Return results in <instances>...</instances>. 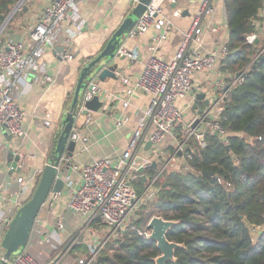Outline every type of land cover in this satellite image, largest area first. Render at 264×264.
Instances as JSON below:
<instances>
[{"label": "built area", "instance_id": "2783aa9c", "mask_svg": "<svg viewBox=\"0 0 264 264\" xmlns=\"http://www.w3.org/2000/svg\"><path fill=\"white\" fill-rule=\"evenodd\" d=\"M179 1L181 0H151L128 35V37H140L150 26L159 30V34L149 45L150 57L146 61L143 71L126 90L125 106L129 105V98L137 92H145L151 96L148 108L140 114L139 127L134 131L128 148L116 161L102 158L85 165L81 172V183L78 186L70 185L68 188L70 197L68 208L74 215L81 216L85 220L84 229L94 223L104 224L107 228V238L100 241L99 248L93 250L88 258L83 259L82 253H79L81 255L71 262L70 248L63 254L60 251L50 252L46 255L43 252L32 254L29 250L32 247L30 240L28 246L20 254L13 255L8 260V264H99L98 258L103 254L102 250L107 243L113 238L123 237L133 223L139 208L149 200H153L158 194L160 171H164L168 165L159 167L158 173L152 178H148L145 174L147 185L142 192L137 189L136 181L141 176V168L145 170L152 165L153 161H160L164 153L163 144L168 137L175 140V155L182 153L185 156L187 160L185 168L189 167L188 159L192 158V154L188 151L192 141L204 145L207 132L220 136L225 143L228 141L229 132L223 126L225 119L224 102L227 92L214 99L216 101L211 106L198 113L197 117L190 122L185 121L183 111L176 106L177 99L189 95L194 90L193 77L196 73L213 70L230 53L226 44L207 52H201L196 48V45L201 44L200 40L205 32L206 18L215 11L214 0H201L191 25L184 32L173 58L166 60L159 55V45L168 38L174 28L172 19L164 15V7L169 3L176 5ZM133 2L137 4L138 0H133ZM79 4L80 0H48L28 34V42L9 34L1 41L0 131L4 130L6 135L18 138L25 136V113L18 103V97L23 92L28 76H31L35 82L43 84L54 81L50 75L41 74L44 66L41 59L47 48L57 47L61 42L69 45L75 34L83 29L86 21L80 14ZM23 5L24 3L20 9L23 8ZM182 13L181 8L175 6L173 16L179 17ZM65 22L75 26V29H66L64 27ZM6 26H1L0 34L5 32ZM212 30L216 31L217 29L212 28ZM257 37V32H252L247 39L253 43ZM261 54H264V49ZM63 55L66 59L72 58L70 51ZM118 55L135 61L139 58L140 52L138 48L130 50L121 45ZM245 71L247 72V70ZM237 81L235 78L231 87ZM123 82L128 83L129 79L123 78ZM95 95H100V86L93 78L88 82L87 88L80 97L76 119L83 115L85 103ZM198 118L203 125L199 131L191 127ZM89 121L90 117L87 115L85 122ZM45 124L50 126L51 120L47 119ZM178 125H182L184 128L182 140H178L176 137ZM147 126L151 127L148 139L152 143V152L151 157L141 161L139 156H135V151L145 140ZM71 139L86 140V137L81 133L80 126L76 124L73 126ZM2 148L4 146L0 142V149ZM15 153L21 157V161L18 163L21 170L26 167V158H28L27 160L35 158L33 154L24 156L21 152ZM65 158L66 155L63 156V161ZM219 181L223 182V179L219 178ZM17 182L22 185L27 183L24 177H19ZM1 185L4 186L5 183L2 182ZM60 194L51 193L46 203L49 202L52 206ZM49 211L52 216L54 211L52 208ZM40 215L41 212L36 223L41 221ZM53 224L57 230H65L66 228L63 218H55ZM8 226L9 223L7 229ZM132 230H137L145 237H149L151 234L150 229L148 230L150 232L143 233L141 228L132 226ZM78 238L79 236H76L73 239L70 243L71 246L77 242ZM45 243L50 244L51 240L46 238ZM3 256L4 252L2 253L0 250V260Z\"/></svg>", "mask_w": 264, "mask_h": 264}, {"label": "crops", "instance_id": "0c3cea01", "mask_svg": "<svg viewBox=\"0 0 264 264\" xmlns=\"http://www.w3.org/2000/svg\"><path fill=\"white\" fill-rule=\"evenodd\" d=\"M47 1L25 0L23 9L27 7L28 10H23L24 14L14 22V28L6 26L5 32L0 34V43L8 34L28 42V34ZM200 3L201 0H181L176 5L171 3L165 5L164 15L172 19L174 28L158 48L159 55L164 59L171 60L173 58ZM135 5L133 0H80V14L86 21L83 29L75 34L69 45L61 42L57 47L47 48L41 59L44 63L41 74L50 75L54 81L43 84L35 82L31 76L27 77L23 92L18 97V103L25 113L26 134L20 138L13 136L10 138V135H6L4 130L0 131V142L4 146L0 149V245L8 223L20 205L32 194L38 176L41 175L54 151L63 120L71 108L81 69L103 50L114 31ZM175 6L181 8L183 12L179 17L173 16ZM214 8V13L205 20V32L200 40L201 44L196 45V48L201 52L223 46L229 39L227 9L224 0H214ZM32 22L34 23L30 26ZM255 23L258 27L256 48L257 51L262 52L264 49V7ZM64 27L75 29V26L68 22H65ZM212 28L217 30L213 31ZM158 34L159 30L150 26L140 37H125L122 45L130 50L138 48L139 58L130 61L127 57L117 55L114 60L118 64L116 76L106 77L104 80L95 77L100 86L99 96L104 105L97 112L88 114L89 122H85L87 115H80L77 118L75 124L80 126L81 133L86 137V140H76L77 144L73 155H66L61 168L65 188L55 204L50 206V203L47 202L43 206L40 215L41 221L35 224L31 236V245L34 243L43 245L46 238L51 241H56L59 238V234L55 233V230H58L54 228L53 224L54 219L58 217L63 218L65 223L68 222L71 229H74L73 232L65 235L66 239L74 235L77 227L84 230L85 220L81 216L74 215L68 208L70 198L68 188L70 185L78 186L81 183V172L85 165L102 158L116 161L128 148L134 131L139 127L140 114L148 108L151 96L145 92H137L129 98V105L125 106L126 90L143 71L145 63L150 57L149 45ZM60 47H66L72 58L66 59L63 52H58L57 48ZM229 76L231 75L221 71L220 64L213 70L194 75V90L175 102L177 108L183 111L186 122L192 121L200 113V110H205L208 107L205 103L206 98L213 100L224 93V88L229 85L226 80ZM123 78L129 79V82H123ZM203 93L207 94L205 99H198L197 96ZM47 119L51 120L50 126L45 124ZM150 132L151 127L147 126L145 140L135 151V156H139L141 161L151 157V145L147 147ZM175 149V140L168 137L163 144L164 153L158 162V171L159 167L167 165L164 164L167 162H170L167 167L176 163H180L181 167L186 166L185 156L180 153L175 155ZM11 150L21 152L24 156L33 154L35 158L33 160L26 158V167L13 172L8 165V156ZM145 173V170L143 173L140 172L141 176L136 181L138 190L140 178L144 177ZM19 177H24L27 183L23 185L18 183ZM2 182L5 183L4 186L1 185ZM50 208L54 211L52 216ZM260 230L259 226L252 228V231L259 232ZM59 232L63 233L61 230ZM41 252L45 255L48 254L47 249H42Z\"/></svg>", "mask_w": 264, "mask_h": 264}, {"label": "trees", "instance_id": "16d2710c", "mask_svg": "<svg viewBox=\"0 0 264 264\" xmlns=\"http://www.w3.org/2000/svg\"><path fill=\"white\" fill-rule=\"evenodd\" d=\"M19 1L0 0V27ZM224 3L230 53L221 61L220 69L231 75L226 79L229 85L236 73L247 70L226 94L223 126L229 132L228 141L209 132L204 145L192 141L189 167L164 169L153 201L143 205L122 240H111L102 250L109 256L104 264H156L161 255L156 242L132 230V226L142 228L152 212L176 222L167 238L180 247L168 264H264V59L255 60L259 52L256 43L247 39L258 31L255 21L264 0ZM23 10L15 13L7 28H14ZM183 136L184 128L178 125L176 137L182 140ZM145 172L152 178L158 170L151 165ZM145 183L141 177L139 192ZM254 226L261 227L257 238L253 236Z\"/></svg>", "mask_w": 264, "mask_h": 264}, {"label": "water", "instance_id": "95a60500", "mask_svg": "<svg viewBox=\"0 0 264 264\" xmlns=\"http://www.w3.org/2000/svg\"><path fill=\"white\" fill-rule=\"evenodd\" d=\"M151 0H138V3L134 6L131 12L125 17L121 25L114 31L106 46L103 50L93 58L87 65L81 69L80 77L76 86V90L73 96L71 108L66 114L63 120L62 129L58 135L57 143L51 154L48 163L42 170V173L38 179L35 190L30 198L24 202L16 211L15 215L11 219L8 229L6 230L1 245L4 249V256L0 260V264H8V260L13 256L20 254L29 244L33 230L35 228L36 219L39 216L43 206L48 200L51 193H61L65 188V180L61 176V168L63 164V156H72L76 147V140L71 139L72 129L76 123V111L79 106L80 97L87 88L88 82L98 77L104 80L106 77H115L118 64L114 62L118 55V50L123 44L124 38L127 37L131 30L135 27L139 21L141 15L147 9ZM25 0H20L7 17L3 26L7 25L9 20L20 9ZM28 10L27 7L24 8ZM258 43V40L255 41ZM58 52L66 53L68 49L66 47L57 48ZM238 50H235L236 53ZM264 59V54L261 51L256 55L255 60ZM247 75L245 70L235 74L237 80H241ZM232 89L231 85H226L224 92H228ZM206 93L199 94L197 98L205 99ZM216 100L210 98L205 99L207 106H211ZM104 102L100 99L99 95H95L92 99L85 103V109L82 111L83 115H88L91 112H97L102 108ZM203 110H200V113ZM201 120L196 119L191 127L196 130L202 129ZM12 136L10 135V138ZM151 141L147 143V147L151 145ZM182 154V153H180ZM21 161V157L14 151H9L8 165L10 169L14 171H20L21 168L18 163ZM170 162H167L168 165ZM152 166L158 169V162L153 161ZM140 172H144L141 168ZM163 175V171H160V176ZM146 179V176H144ZM147 180V179H146ZM167 183L163 184L166 187ZM176 225L175 221L166 220L161 216H153L150 218L148 228L151 229L149 238L154 240L159 248L161 255L156 258V264H168L169 261L175 259V251L180 247V244L170 241L167 238L168 231ZM109 258L108 255L101 254L98 258L99 264H104Z\"/></svg>", "mask_w": 264, "mask_h": 264}, {"label": "rangeland", "instance_id": "374dc122", "mask_svg": "<svg viewBox=\"0 0 264 264\" xmlns=\"http://www.w3.org/2000/svg\"><path fill=\"white\" fill-rule=\"evenodd\" d=\"M33 23L34 22L30 23V26H32ZM164 164H166V163H164ZM174 167H181V165H180V163H176V164H173V165L169 166L168 169H172ZM151 201H153V200H149L148 202H151ZM148 202H146L145 204H147ZM142 208H143V205L139 208V210L137 212V215H136V217L134 218V220L132 222H134L140 216L139 214L143 210ZM152 209L155 211L154 206L151 207V210ZM144 211H147L146 207L144 208ZM152 213L155 214L154 212H152ZM152 213L149 214V216L146 217V219L144 220V223H143L142 228H141V230H143V233L150 232V231H148L149 230L148 229V224H149L150 218L153 217ZM74 218H75V221H76V217L75 216H74ZM71 222H73V221H71ZM83 227H85V226H83ZM83 227H82V229H83ZM77 228L78 229H75L77 231H75L74 235L69 236L66 239L65 235L69 234L70 232H73V230H74V229H71L70 224L68 222H66L65 230H61L63 233H60L59 230L58 231L55 230V233L59 234V236H58L59 238H57V236H56V238H57L56 241L55 240L51 241L50 244H47V243L44 244L45 241H43V243H42L43 245H40V244L39 245H35V243H34V245L32 244V247L29 248V250H30V252L32 254H38L39 252L42 251V249H47L49 254H50V252L51 253H56L58 251H60V253L63 254V253H65V251L68 248H70L71 249L70 250V254H71L70 255V262H71V261H74V259L77 256L81 255L79 253H82L81 257L83 259L86 258V257L88 258L90 253L93 250L99 248L100 241L103 240V239H106L107 236H108L107 228H106V226L104 224L94 223L91 226L86 227L83 232L81 231V228L80 229H79V227H77ZM259 234H260V231L259 232L253 231L254 238H257L259 236ZM73 236H74V238L76 236H79V238H78L77 242L74 245L71 246L70 243L74 239ZM121 237L122 236H120L119 238L116 237V239L113 238L111 240H113V241L120 240V239L122 240L123 237L122 238ZM0 250H1L2 253L5 252L3 247H2V245H0Z\"/></svg>", "mask_w": 264, "mask_h": 264}]
</instances>
